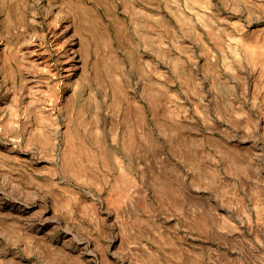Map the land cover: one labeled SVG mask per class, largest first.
<instances>
[{"label": "rangeland", "instance_id": "rangeland-1", "mask_svg": "<svg viewBox=\"0 0 264 264\" xmlns=\"http://www.w3.org/2000/svg\"><path fill=\"white\" fill-rule=\"evenodd\" d=\"M0 174V264H264V0H0Z\"/></svg>", "mask_w": 264, "mask_h": 264}, {"label": "bare ground", "instance_id": "bare-ground-1", "mask_svg": "<svg viewBox=\"0 0 264 264\" xmlns=\"http://www.w3.org/2000/svg\"><path fill=\"white\" fill-rule=\"evenodd\" d=\"M69 154V153H68ZM68 154L65 156V158H66V160L68 161ZM71 158H72V156H71ZM73 160V159H72ZM73 166H75V164L73 165ZM1 174H3V173H1ZM0 174V175H1ZM126 185V181L123 179V178H121V177H119V176H117L116 177V179L114 180V183H113V186L111 187V189L112 190H121V188L123 187V186H125ZM162 193V192H161ZM45 253V252H44ZM47 256V255H46Z\"/></svg>", "mask_w": 264, "mask_h": 264}]
</instances>
